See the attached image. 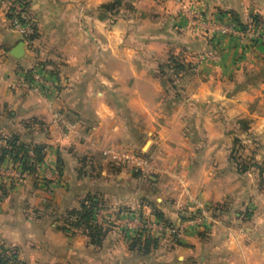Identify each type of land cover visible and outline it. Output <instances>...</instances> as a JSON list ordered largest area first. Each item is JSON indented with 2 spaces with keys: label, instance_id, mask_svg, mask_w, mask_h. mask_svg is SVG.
<instances>
[{
  "label": "crops",
  "instance_id": "1",
  "mask_svg": "<svg viewBox=\"0 0 264 264\" xmlns=\"http://www.w3.org/2000/svg\"><path fill=\"white\" fill-rule=\"evenodd\" d=\"M27 1L37 33L21 58L0 6V146L16 136L45 157L0 190V242L24 264H264V117L249 104L260 85L243 83L264 79V43L217 34L255 17L264 29V0ZM36 62L51 70L48 95L26 84ZM235 139L259 143L245 171ZM87 155L98 174L88 161L82 175ZM89 192L149 220L159 210L184 238L142 255L112 208L93 244L66 221Z\"/></svg>",
  "mask_w": 264,
  "mask_h": 264
},
{
  "label": "built area",
  "instance_id": "2",
  "mask_svg": "<svg viewBox=\"0 0 264 264\" xmlns=\"http://www.w3.org/2000/svg\"><path fill=\"white\" fill-rule=\"evenodd\" d=\"M0 6L4 8L13 31L20 36L21 41L25 44V47L32 50L34 48V40L37 33V24L31 16L28 1L0 0ZM197 16L200 17L198 14ZM191 24L193 27L196 25L194 17H191ZM217 34L233 35L239 38L248 37L250 41L255 44L264 43V29L256 27L254 22L248 30H243L236 22L219 25ZM209 54L211 53H206L201 57H208L210 56ZM51 74V70L48 66L43 63L36 62L25 74L27 77L26 84L32 92L41 95H48L52 89H55V83ZM29 155L31 156L30 161L33 163L34 154L32 151H30ZM95 201L97 202V205L94 209L93 225L102 226L103 216L107 213V211L114 209V211L118 212L120 215L122 235L127 240L129 239V241L138 235H142L143 237H157L161 240L174 238L182 240L184 237L185 228L181 224H168L157 218L149 220L142 217L139 213L131 212L129 210H119L111 207L101 198H96ZM197 220H200V218H197ZM134 222H139L140 226L135 228L133 225Z\"/></svg>",
  "mask_w": 264,
  "mask_h": 264
},
{
  "label": "trees",
  "instance_id": "3",
  "mask_svg": "<svg viewBox=\"0 0 264 264\" xmlns=\"http://www.w3.org/2000/svg\"><path fill=\"white\" fill-rule=\"evenodd\" d=\"M117 2L105 5V8L115 7ZM253 22L258 25V21L256 17L253 19ZM239 26L243 30H248L249 27L246 25L239 24ZM181 68V65H178ZM240 144L239 139H235V146L232 151L231 158L235 160L237 163V167L239 170H247L248 164L244 165L243 155L240 154ZM32 151L34 154V162L30 161L31 156L29 152ZM240 154V155H239ZM13 159L14 162H21L22 169L24 172L32 174L36 171L37 165L44 160L45 157V147L40 145H31L21 142L19 138L16 136H12L9 138L4 145L0 146V162L5 161L7 158ZM253 165L254 164V161ZM252 164V163H250ZM249 164V165H250ZM0 190H4V187L0 185ZM98 195H101L98 192H89L84 199L81 201V204L78 208L70 209L67 212V223L70 226H76L77 228L82 229L84 232H87V235L91 241V243L99 245L102 240V236H104L107 232L102 226L93 225V214L94 209L97 205L95 199ZM156 218L159 220H163L168 224H172L168 222L163 214L159 210H155ZM175 243H179L181 240L176 238L172 239ZM161 239L152 236L143 237L142 235H138L131 239L130 248L132 250H138L142 255H147L151 252L152 249H156L160 246ZM8 249H4V247H0V264H24L20 263L17 259V253L14 251V255H7Z\"/></svg>",
  "mask_w": 264,
  "mask_h": 264
},
{
  "label": "rangeland",
  "instance_id": "4",
  "mask_svg": "<svg viewBox=\"0 0 264 264\" xmlns=\"http://www.w3.org/2000/svg\"><path fill=\"white\" fill-rule=\"evenodd\" d=\"M231 22H234V21L231 20V21H229L228 24H230ZM238 25H239V23H238ZM257 44H259V43H257ZM250 46L254 47V46H256V44L254 42L250 41ZM206 53H211V54H209L210 56H208V57H210V59L214 58V55H213V53L211 51H205L204 54H206ZM212 55H213V57H212ZM200 56H202V55H200ZM205 57H207V56H205ZM250 75H252V74H250ZM250 75L247 76L243 80L244 81L243 83L249 84V85H260V87H259L260 90L257 91V93L253 94L252 100L249 102V104H251V106L253 107V110H254L253 112H255L256 114H258V115H260L262 117H264V79H262L261 77H259V78L258 77L257 78L254 77L253 78V77H250ZM241 129L245 131V130L248 129V126L243 124V125H241ZM255 132L257 133V136L259 135L258 133H262V132L257 131V127L254 128V133ZM248 143H244V142L241 141V139H239V144L241 146L240 154L243 155L244 165L245 164L249 165L250 163L253 164V162H252L253 161V156L251 155V153L253 152L252 150L255 147H257V145H259V143H256V145H255L254 143H252V141H250ZM29 146H31V145H29ZM88 161L89 162H93V164H91L90 167L94 169V171H92L89 168L88 169L89 172L91 174H92V172H94L95 174H98V171L102 169L101 161H98V162L91 161V159H89V157L87 155V156L82 157L81 161H80V164L82 165L80 167L84 168V171L82 172V175L83 174L86 175L85 174L86 173L85 167H86V162H88ZM254 164H256V163L254 162ZM21 170L23 171L22 163L21 162L15 163L13 161V159H11V157L6 159L4 161V164H1V162H0V185L6 187V188L4 187L5 188V190H3L4 192L6 190H10L11 191L10 188H13V187L15 188L16 185H18L19 182L24 180L23 176H25L27 174V172H22ZM54 170H55L54 171L55 172V176H58L59 169L57 170V168H55ZM97 198H101V199H103V201L107 202L102 197V195H98ZM72 209H74V208H72ZM169 240L170 239H167L166 241H169ZM162 244L164 245L165 241H162ZM2 246L4 247V249H8L7 255H9V256L14 255V251H15L14 248H12L10 246H7L5 243H1L0 242V247H2ZM163 248H165V246ZM17 264H19V263H17Z\"/></svg>",
  "mask_w": 264,
  "mask_h": 264
},
{
  "label": "water",
  "instance_id": "5",
  "mask_svg": "<svg viewBox=\"0 0 264 264\" xmlns=\"http://www.w3.org/2000/svg\"><path fill=\"white\" fill-rule=\"evenodd\" d=\"M24 54H25V44H24V42L21 41L13 49L12 55L15 58H21L24 56Z\"/></svg>",
  "mask_w": 264,
  "mask_h": 264
}]
</instances>
